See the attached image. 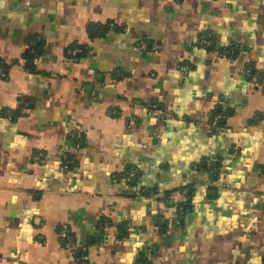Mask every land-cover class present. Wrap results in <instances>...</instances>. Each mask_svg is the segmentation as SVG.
I'll list each match as a JSON object with an SVG mask.
<instances>
[{
	"label": "crops",
	"instance_id": "1",
	"mask_svg": "<svg viewBox=\"0 0 264 264\" xmlns=\"http://www.w3.org/2000/svg\"><path fill=\"white\" fill-rule=\"evenodd\" d=\"M0 62V264H264V0H0Z\"/></svg>",
	"mask_w": 264,
	"mask_h": 264
},
{
	"label": "trees",
	"instance_id": "2",
	"mask_svg": "<svg viewBox=\"0 0 264 264\" xmlns=\"http://www.w3.org/2000/svg\"><path fill=\"white\" fill-rule=\"evenodd\" d=\"M78 47H81V52H84L85 48L82 47V46H78ZM74 49V48H72ZM38 55V46H31L29 47V49L27 50L26 54H25V58L27 60V66H29V68H33L34 67V59L37 57ZM0 66L5 69V68H8L9 65L6 64L5 62H0ZM178 208V212H179V215H183L189 210V202L186 201V202H182L180 204H178L177 206ZM70 238V235L66 234L65 237L63 238V240L66 242V240ZM73 251L75 252L74 256L75 258L79 259V261H84V258L83 256H85L86 252L83 251L82 249H78V248H73ZM141 262H143V264H150L149 263V259L143 255L142 258H141Z\"/></svg>",
	"mask_w": 264,
	"mask_h": 264
},
{
	"label": "built area",
	"instance_id": "3",
	"mask_svg": "<svg viewBox=\"0 0 264 264\" xmlns=\"http://www.w3.org/2000/svg\"><path fill=\"white\" fill-rule=\"evenodd\" d=\"M203 42L206 44V45H210L212 43V41L210 39H204ZM70 53H80L81 52V47H76L72 50L69 51ZM151 114L152 115H155V116H165L166 113H164V111L160 108H155L151 111ZM168 115V114H167Z\"/></svg>",
	"mask_w": 264,
	"mask_h": 264
}]
</instances>
